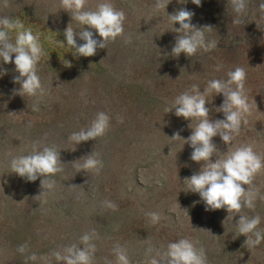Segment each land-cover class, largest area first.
Segmentation results:
<instances>
[{
    "label": "rangeland",
    "instance_id": "obj_1",
    "mask_svg": "<svg viewBox=\"0 0 264 264\" xmlns=\"http://www.w3.org/2000/svg\"><path fill=\"white\" fill-rule=\"evenodd\" d=\"M99 2L87 0L85 10H94ZM154 2L111 0L125 13L124 34L94 56L83 57L73 55L63 35L67 26L77 32L83 26L60 8V0H8L7 6L0 0V17L17 19L39 33L44 54L37 73L47 93L40 98V110L33 112L37 98L14 95L19 85L12 79L18 73L13 64L0 61L7 70L0 77V264H44L39 257L64 264L53 253L73 244L82 247L80 237L93 231L98 237L93 240V264H117V244L126 249L131 264H143L146 247L166 248L181 238L199 241L207 264H264V241L248 248L235 227L239 215L205 211L198 193L187 191L184 180L198 173L201 164L190 159L188 144L170 138L179 131L187 139L192 131L188 125L194 128L197 121L177 117L174 110L165 113L191 85L198 84L202 92L209 80L226 79L229 70L243 67L251 105L247 122L230 145L219 136L213 143L218 158L249 143L264 153V14L259 10L264 0H247L245 13L239 15L228 0H201L199 7L191 0H171L165 11L154 9ZM181 8L194 12L191 23L197 28L212 27L204 31L206 40H218L216 49L198 50L192 57L171 55L183 33L173 31L179 24L171 25L168 15ZM237 18L239 24L233 22ZM75 38L78 45L83 43ZM217 64L223 65L220 71H215ZM207 99L210 119H223L214 110L223 102L222 94ZM98 112L111 117L104 136L77 145L68 140L71 133L87 129ZM35 142L60 150L63 171L45 178L55 181L51 189L41 187L43 177L27 181L11 172L8 154H28ZM91 153L103 161L99 174L75 166ZM253 185L264 196V171ZM106 200L115 210L104 205ZM149 212L159 213L160 221L152 224ZM241 214H258V230L264 231V200L258 197L255 208H244ZM24 244L27 251L21 253L18 248ZM32 253L36 261L27 259Z\"/></svg>",
    "mask_w": 264,
    "mask_h": 264
},
{
    "label": "clouds",
    "instance_id": "obj_2",
    "mask_svg": "<svg viewBox=\"0 0 264 264\" xmlns=\"http://www.w3.org/2000/svg\"><path fill=\"white\" fill-rule=\"evenodd\" d=\"M170 2L171 0H155L152 7L165 11ZM228 2L238 15L245 13L247 0H228ZM86 3L87 0H60V8L71 13V19L83 26L78 32L67 26L63 33L67 47L73 50L75 56L91 57L96 54L98 48L106 49L108 43L114 42L118 36L124 34L126 16L123 11L113 6L111 0H101L94 10H85ZM191 3L201 6V0H191ZM7 4L8 0H4V6ZM259 10L264 14V3L259 5ZM193 16L194 12L184 8L168 15L171 25L179 24V28L172 27L173 31L178 34L183 33L177 36L172 47L173 57H178L181 53L186 57H192L198 50L209 52L217 48L218 40H206L204 30L211 32L212 27L197 28L191 23ZM233 22L239 24L240 19L237 18ZM84 26L89 30H85ZM93 29L99 39L94 38ZM12 32H15L14 39L11 36ZM76 36L83 41L82 44H77ZM128 42L130 40L126 39L125 43ZM57 43L65 47L64 42L57 41ZM43 54L39 33L33 34L30 28L26 29L17 19L0 17V61L3 64H13V71L18 73L13 76L12 82L19 85V88L13 89V94L37 98L32 107L33 112L40 110V98L47 94L37 73V65ZM64 62L67 67L71 66L70 62ZM222 67V64H217L215 71H220ZM6 74L7 70L0 68V77ZM226 76V79L209 80L202 92L198 84L191 85L189 89L175 97L173 107L166 108L165 113L174 110L177 117L197 121L194 128L191 124L188 125L192 131L187 139L181 138L179 131L173 133L170 138L180 139L184 144H188L192 149L190 159L201 164L198 173L184 180L187 183V191L198 193L205 205V211L224 209L228 214L239 215L235 227L239 235L246 237L245 244L251 249L264 241V231L258 230L261 218L258 214L248 216L241 213L244 208L254 209L258 197L264 200L259 188L253 185L257 174L264 171V153H257L254 145L249 143L240 144L224 152L222 158L217 156L220 152L213 143V138L219 136L225 145H230L240 134L242 124L247 122L246 116L251 111L245 88L247 77L245 69L237 66L234 70H229ZM217 94H222L223 102L214 110L222 113L223 119L212 120L209 117L210 109L206 107L209 103L207 97ZM110 119L107 113L98 112L87 129L71 133L68 140L77 145L102 137L109 129ZM117 120L123 122L122 117H117ZM8 155L12 157L11 172L26 178L27 181H35L38 177H43L41 187L44 189H51L55 185L54 180H46V177L63 171L60 150L55 145L35 142L28 154L12 156L9 153ZM214 155L216 159L212 162L211 158ZM82 158H84L83 162L78 163ZM82 158L75 161L77 162L75 166L79 170L94 171L99 174L104 167L98 153H91ZM104 205L113 210L116 208L111 201H104ZM146 215L152 224L158 223L161 219V215L157 212H149ZM96 238L98 237L95 231L85 233L80 237L82 247L73 244L66 247L63 253L54 252L53 256L56 261H63L64 264H93L96 252L93 240ZM198 244L199 241L181 238L168 243L166 248L149 245L144 251L148 259L143 264H207L205 249L197 247ZM27 247V244L21 245L18 251L24 253ZM113 252L117 264H131L126 249L119 244L114 246ZM27 259L36 261L38 257L32 253ZM39 259L43 260L44 264H50L47 257H39Z\"/></svg>",
    "mask_w": 264,
    "mask_h": 264
}]
</instances>
